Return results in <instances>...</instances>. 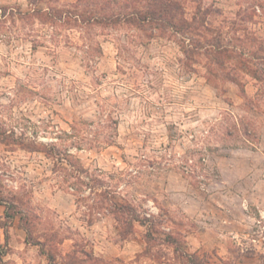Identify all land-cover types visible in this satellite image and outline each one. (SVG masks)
<instances>
[{"label":"rangeland","instance_id":"1","mask_svg":"<svg viewBox=\"0 0 264 264\" xmlns=\"http://www.w3.org/2000/svg\"><path fill=\"white\" fill-rule=\"evenodd\" d=\"M30 1L0 0V197L33 215L52 263L179 264L167 233L206 264H264V85L249 72L264 78V0H178L235 50L224 72L239 86L209 83L205 57L186 59L180 35L9 14L47 6ZM19 142L71 154L102 183L71 190L63 164ZM101 190L155 218V240L139 222L121 238L109 209H91ZM3 210L0 264H48Z\"/></svg>","mask_w":264,"mask_h":264},{"label":"trees","instance_id":"2","mask_svg":"<svg viewBox=\"0 0 264 264\" xmlns=\"http://www.w3.org/2000/svg\"><path fill=\"white\" fill-rule=\"evenodd\" d=\"M40 1L31 0L30 2L34 5ZM56 3L57 0H47L45 9L33 7L29 11L24 12L17 9L15 13L11 9L9 14L15 15L21 20L37 19L40 23L49 24L52 27L73 25L72 27L79 28L94 26L114 28L117 25L126 24L139 31L150 30L149 38L156 35L162 37L166 32L177 34L182 37L180 46L186 59H192L194 55L205 57V66L211 76L206 77L209 83L214 84V79H216L229 80L237 86L241 84L234 74H230L227 71L224 72L226 69L225 61L232 58L235 50L223 43L221 39L222 32L220 30L215 32L213 28L207 25L206 19L198 17V13H195L188 20L185 17L182 4L178 0H75L66 8L59 7ZM6 11V8H0L1 15L6 14ZM205 13L207 14V12ZM204 32L206 33L204 34ZM213 32H215L214 35L208 36L207 33ZM31 44L33 49L36 46H42L37 41H31ZM249 72L264 85V78L258 76L257 70L250 69ZM213 86L217 88L216 85ZM242 92L244 93V89H242ZM226 133L229 135V131H226ZM1 139L3 141L6 140L5 137H1ZM19 144L28 151L44 152L46 156L55 160V164H63L62 168L65 171L64 180L69 182L68 186L71 190H76L77 187H86L89 191H92L97 188L98 184L102 183L100 179L90 177L88 169L71 154H65L64 156L56 154L53 156L47 150L31 146L29 143L19 142ZM86 179L97 181L98 184L93 185ZM105 192L107 191L101 190L98 193L99 199L93 200L94 204L91 209L93 211L109 209L118 227V235L121 238L126 239L132 233L134 222H139L147 228L144 233L146 244L155 240L153 231L156 224L155 218L140 219L136 209L131 204L113 201L105 195ZM79 200L80 197H77V203ZM0 204L4 206L3 218H7L11 222V219L18 215L19 225L26 233L25 242L39 245L40 251L47 257L48 264H53L54 257L48 249L50 243L33 239L31 235L35 224L29 218L33 217V215L22 212L16 202L3 199L2 197H0ZM7 225L8 221L3 222L2 225L0 224L4 230ZM162 240L161 243L171 244L174 247L178 254L179 264H206L196 254L182 249L181 245L185 241L180 240L179 237L165 233V237Z\"/></svg>","mask_w":264,"mask_h":264},{"label":"crops","instance_id":"3","mask_svg":"<svg viewBox=\"0 0 264 264\" xmlns=\"http://www.w3.org/2000/svg\"><path fill=\"white\" fill-rule=\"evenodd\" d=\"M2 205V204H1ZM1 218V217H0ZM23 239V238H22ZM5 241V233H4V229L0 226V244H2L3 242ZM22 244L24 245V244H26V242H25V240L23 239L22 240ZM17 255V257H19L18 256V253L16 254Z\"/></svg>","mask_w":264,"mask_h":264}]
</instances>
